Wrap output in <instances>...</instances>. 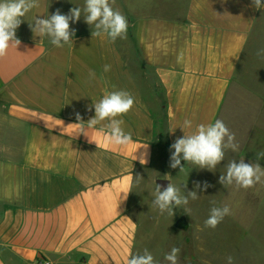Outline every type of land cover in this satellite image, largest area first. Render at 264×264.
I'll list each match as a JSON object with an SVG mask.
<instances>
[{
  "label": "crops",
  "instance_id": "crops-1",
  "mask_svg": "<svg viewBox=\"0 0 264 264\" xmlns=\"http://www.w3.org/2000/svg\"><path fill=\"white\" fill-rule=\"evenodd\" d=\"M147 1L112 5L128 21L124 54L119 38L92 37L93 28L62 48L34 36L29 22L50 14L51 0H40L17 29L21 45L0 58V264H127L139 232L133 178L140 188L158 176L183 122L194 131L221 120L236 135L255 132L256 120L260 128V99L251 108L252 93L237 86L263 9L252 0ZM114 90L135 98L119 117L132 136L126 147L106 139L103 123L87 136L72 125ZM144 145L142 165L134 157Z\"/></svg>",
  "mask_w": 264,
  "mask_h": 264
},
{
  "label": "rangeland",
  "instance_id": "rangeland-1",
  "mask_svg": "<svg viewBox=\"0 0 264 264\" xmlns=\"http://www.w3.org/2000/svg\"><path fill=\"white\" fill-rule=\"evenodd\" d=\"M168 1L170 0L165 3ZM151 2L149 0L146 3ZM141 3L142 0H133L135 6H140ZM84 6L85 0H51L50 14L57 9L62 14H68L73 7L83 9ZM77 25L80 30H77ZM70 27L75 32L94 28L85 22L83 12L79 21L70 22ZM124 40H118L120 53L123 52L121 45ZM261 50H264V9L257 19L241 61L237 86V89L245 88L252 93V100L246 101L251 102V108L254 107L253 99H256V104L260 99V128L257 131L258 115L255 112L256 133L252 130L249 135L245 132L235 134L238 150H226L225 159L214 171L198 169L183 161L185 168L180 172L179 168L173 169L169 166L170 158L167 157L159 168L158 176L150 174V180L145 186L141 184L140 188L139 185L136 187L135 191L141 196L140 209L136 211L139 232L135 254L142 255L147 249L158 264H169L164 258L165 254L173 247H178L179 264H227L228 256L233 257V264H264V177L254 187L247 189L239 188L235 184L224 186L219 183L220 176L226 173V166L230 161L236 160L239 163L243 159L245 163L253 164L257 162L256 153L264 151V52ZM258 52L261 54L257 55ZM228 129L230 130L229 127ZM258 162L264 167V158ZM166 179L180 187L182 194L197 192L199 199H190L187 205L191 209L190 213H185L184 208L180 207L174 209V216H170L167 213L161 214L153 207L156 182ZM196 182H200V189L195 187ZM204 182L211 186L204 189ZM185 184L187 187L184 189ZM213 201L215 206L227 205L231 210V214L225 216L215 229L205 227L204 223Z\"/></svg>",
  "mask_w": 264,
  "mask_h": 264
},
{
  "label": "clouds",
  "instance_id": "clouds-1",
  "mask_svg": "<svg viewBox=\"0 0 264 264\" xmlns=\"http://www.w3.org/2000/svg\"><path fill=\"white\" fill-rule=\"evenodd\" d=\"M114 3L115 0H111V3L109 0H85L83 9L73 7L68 14H62L60 9H57L55 13L47 14L46 18H38L35 15L29 22V28L34 36H39L41 39L47 37L53 46L62 48L65 44H73L75 29L70 27V22L79 21L83 12L85 22L89 26H94L92 37L107 38L109 42L114 43L118 38L125 39L128 29L126 16L112 7ZM252 3L256 9H264V3L261 0H252ZM39 7L40 0H0V58L6 57L10 48L17 50L21 45V40L16 35L17 29L24 22L23 18L30 11ZM261 52H258L257 55H260ZM103 70L108 72L111 70V66L104 65ZM89 76L94 79L95 72L90 71ZM134 103V96L126 90L105 92L100 100L93 102L88 107L89 111L94 107L95 116L84 122L81 114L76 112L74 115L79 123L72 125L79 126L78 133L86 135L88 128L103 123V128L107 130L106 139L114 146L126 147L133 143L132 136L130 132H125L124 120L119 117L126 115L133 108ZM179 128L182 129L184 135L178 137L170 145L169 166L173 169L179 168L180 172H183L185 168V165L181 163L182 160L198 169L206 168L209 171H214L225 159L226 150L235 152L239 148V144L235 142V134L230 132L221 120L209 124L201 123L195 126L194 131H185L193 128L192 121L186 119ZM142 148L144 151L139 154V157L135 156L134 160L139 158L143 165L147 163L149 151L148 145H144ZM261 158H264V151L256 153L257 162L253 164L245 163L243 159L239 160V163L236 160L230 161L226 166V173L221 174L219 183L224 186L235 184L244 189L254 187L264 177V167H261L258 162ZM141 181L142 177L137 175L133 178V186H138ZM210 186L207 182L203 183L204 189ZM186 187L187 184L183 185L184 189ZM195 187L200 189V182H196ZM129 191L124 193L121 201L127 199ZM190 199H199L196 191L187 192L185 195L182 194L180 187L174 186L172 183H169L163 190L161 185H156L152 205L161 214L167 213L174 216V209L180 207H183L184 212L188 214L191 211L187 207ZM212 204L209 216L204 223L205 227L215 229L225 216L231 214V210L227 205L215 206V201ZM179 253L180 249L173 247L170 252L165 254L164 258L169 264H179ZM226 260L227 264H233L232 256H228ZM127 264H158V262L145 249L142 255H132Z\"/></svg>",
  "mask_w": 264,
  "mask_h": 264
},
{
  "label": "water",
  "instance_id": "water-1",
  "mask_svg": "<svg viewBox=\"0 0 264 264\" xmlns=\"http://www.w3.org/2000/svg\"><path fill=\"white\" fill-rule=\"evenodd\" d=\"M168 184H169L168 180H157V185H161L162 190L163 188L167 187Z\"/></svg>",
  "mask_w": 264,
  "mask_h": 264
},
{
  "label": "built area",
  "instance_id": "built-area-1",
  "mask_svg": "<svg viewBox=\"0 0 264 264\" xmlns=\"http://www.w3.org/2000/svg\"><path fill=\"white\" fill-rule=\"evenodd\" d=\"M45 264H49V263H45Z\"/></svg>",
  "mask_w": 264,
  "mask_h": 264
}]
</instances>
